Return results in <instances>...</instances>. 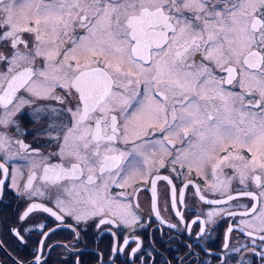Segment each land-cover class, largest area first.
<instances>
[{
	"label": "snow or ice",
	"instance_id": "obj_1",
	"mask_svg": "<svg viewBox=\"0 0 264 264\" xmlns=\"http://www.w3.org/2000/svg\"><path fill=\"white\" fill-rule=\"evenodd\" d=\"M7 190L8 232L34 241L13 264H48L57 247L62 264H148L135 232L152 217L183 224L180 264L196 248L200 264H264V0H0ZM93 227L109 241L86 255ZM63 229L69 244L48 243Z\"/></svg>",
	"mask_w": 264,
	"mask_h": 264
},
{
	"label": "flooded vegetation",
	"instance_id": "obj_2",
	"mask_svg": "<svg viewBox=\"0 0 264 264\" xmlns=\"http://www.w3.org/2000/svg\"><path fill=\"white\" fill-rule=\"evenodd\" d=\"M26 124V123H23ZM27 127H36V125H29ZM27 140L31 141L33 136L26 137ZM26 175L23 177L26 180ZM148 193H141L140 203L141 210L144 216L145 221L148 220V208L146 203V197ZM192 195L191 189L188 191L189 199L186 203L191 204L192 201L190 199ZM3 200L8 202L9 214L8 218L10 221L6 226V229L2 231L0 234V240L5 241L4 250H0V262L3 264H13V260H30L31 259V251L30 248L34 247V241H30L29 248H24L22 245L17 246L11 234L8 232L9 227L15 226V208H16V196L11 190H7ZM7 205V204H6ZM4 205L3 207L5 208ZM163 197H161V214L162 217L170 222H177L178 218L171 214V210L164 208ZM2 211V206L0 205V212ZM194 218V214L186 215V219ZM153 227L148 228L147 226L144 229H138L135 232V235L140 236L144 241V249L140 252V257H145L148 253L151 254L152 259L148 260V264H163L164 260L171 262V264H180L178 260H174V257H183L185 253L188 251L187 248L184 247V243H191V240L188 238L187 233L183 232V224H181L177 229H168L166 225H161L160 221L152 217ZM69 223H71L69 221ZM160 226V231H156V226ZM51 226V225H50ZM227 227V224H222L221 227L217 230V232H213L211 234V238H206L204 240V244L209 248V250L216 249L217 245L220 244L222 236L220 239L217 238V233H222L223 229ZM96 233V229L93 227L89 229L88 237H85V240L88 243V248L85 249L86 255L91 253L93 249L103 250L105 246L108 244L109 235L107 233H102L95 236V239H92L93 234ZM127 234V233H125ZM103 236V239H100V236ZM235 235V234H234ZM171 238V239H170ZM155 240V244L151 247L149 246V241ZM184 243H181V242ZM71 242V233L67 229H63L58 231L48 243H61V244H69ZM237 241L233 240V244H236ZM240 243H246L245 240L241 239ZM98 245V247H97ZM78 248H83V244L77 245ZM132 247H135V244H132ZM154 249V250H153ZM130 251V249H129ZM196 251V259L193 260L192 257H189L188 260L184 261V264H189V261L192 264H200L201 259L211 260V257H206L202 252H200L199 248L195 249ZM68 256V251L65 248L57 247L55 250L51 252V257L48 259V264H62L63 258ZM255 264H259V257H255ZM70 264V261H69ZM118 264H124V258L121 257V260L118 261ZM135 264H141V260H136Z\"/></svg>",
	"mask_w": 264,
	"mask_h": 264
},
{
	"label": "rangeland",
	"instance_id": "obj_3",
	"mask_svg": "<svg viewBox=\"0 0 264 264\" xmlns=\"http://www.w3.org/2000/svg\"><path fill=\"white\" fill-rule=\"evenodd\" d=\"M9 204H7L4 207H2V211L0 212V234L2 233L3 230L6 229V226L7 224L9 223V217H10V214H9V207H8Z\"/></svg>",
	"mask_w": 264,
	"mask_h": 264
}]
</instances>
